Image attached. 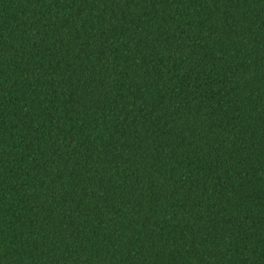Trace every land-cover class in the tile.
Masks as SVG:
<instances>
[{"label": "trees", "instance_id": "trees-1", "mask_svg": "<svg viewBox=\"0 0 264 264\" xmlns=\"http://www.w3.org/2000/svg\"><path fill=\"white\" fill-rule=\"evenodd\" d=\"M0 264H264V0H0Z\"/></svg>", "mask_w": 264, "mask_h": 264}]
</instances>
